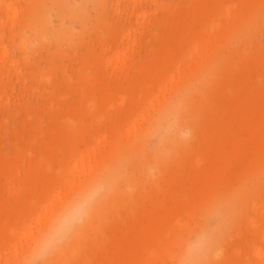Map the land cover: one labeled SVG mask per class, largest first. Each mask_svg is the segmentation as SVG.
Returning a JSON list of instances; mask_svg holds the SVG:
<instances>
[{"label":"rangeland","instance_id":"rangeland-1","mask_svg":"<svg viewBox=\"0 0 264 264\" xmlns=\"http://www.w3.org/2000/svg\"><path fill=\"white\" fill-rule=\"evenodd\" d=\"M200 77L216 91L185 134L212 133L213 115L232 142L198 134L200 143L148 166L150 178L126 185L119 224H141L153 207L161 223L138 239L139 264H169L181 240L206 232L209 215H225L232 192L242 209L213 264H264V160L258 179L243 162L213 178L227 167L221 154L256 123L264 135V0H0V264L29 260V235L39 239L91 172L126 156L130 175L141 140L146 152L161 148L165 125L150 132L189 90L206 87ZM104 217L77 246L87 264L118 234L113 215Z\"/></svg>","mask_w":264,"mask_h":264},{"label":"bare ground","instance_id":"bare-ground-1","mask_svg":"<svg viewBox=\"0 0 264 264\" xmlns=\"http://www.w3.org/2000/svg\"><path fill=\"white\" fill-rule=\"evenodd\" d=\"M215 55L217 57L219 53H215ZM200 78L199 82L204 80L203 84L205 82L206 87L202 90L203 86L198 84L197 87L189 90L178 103L171 105L169 109L161 113L155 128L150 132L151 135L155 134L161 125H165V130L159 139V144L162 147L146 152L147 139L141 140L136 149L132 151L134 154L137 151L140 152L141 162L133 168L130 175H127L128 165L123 162L125 161L123 159L127 158L126 156L114 161L106 170L91 172L80 193L72 198L66 206L60 208L54 220L45 228L39 239L35 242L29 235V241L34 243L35 247L25 264H35L38 259L42 264H87L85 259L76 254L79 244L82 245L85 240L88 242V236L106 225L104 216L111 214L117 224L120 223L117 210L125 199L126 185L136 179L141 181L150 178L152 175H150L148 166L153 164L155 167H159V163L166 158V154L178 146L200 143V140H197L198 134L205 142L217 141L218 145L232 142L227 129L221 126L219 119L213 115L206 117V120L214 126L212 133H209L207 129L201 131L195 129L193 137L188 138L185 134L186 125L191 123L193 126L195 112L207 110L212 97L211 93L216 91L213 81ZM195 98L197 101L193 103ZM261 124L264 127V121ZM259 126L260 124L256 123L249 129L248 138L236 140L232 144L230 155H226L222 149L221 158L226 159L227 162H224V165L227 167L217 171L213 178L232 177L241 162L249 167V175L259 178L263 163L261 161L264 160V135L259 132ZM216 184L217 181L214 183L212 181L207 189L214 191L218 188ZM256 187L255 189L261 187L259 181L256 182ZM223 188L225 190L227 186ZM164 203L166 206V202ZM221 203L226 211L225 215L216 218L209 215L204 223L206 232L197 230L191 233L195 235L194 239L181 240L174 249L170 250L169 264H213L216 262L215 258L222 248L223 238L231 223L230 218H237L242 209L240 196L232 194V192L225 193V198ZM146 211L141 224L135 223L129 218V228L121 224L118 225V234L115 233L112 241L107 242L106 246L101 249V257L96 264L140 263L142 253L139 250L138 239L146 234L150 235L149 232H152L156 225L161 223V220L156 218L153 207L150 206ZM18 251L20 248H16L13 253Z\"/></svg>","mask_w":264,"mask_h":264}]
</instances>
